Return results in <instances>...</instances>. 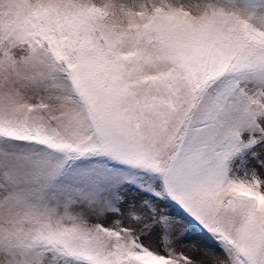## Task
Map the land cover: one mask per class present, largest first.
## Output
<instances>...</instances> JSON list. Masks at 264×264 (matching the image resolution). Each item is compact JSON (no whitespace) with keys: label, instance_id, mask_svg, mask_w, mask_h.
<instances>
[{"label":"snow or ice","instance_id":"6c2138e0","mask_svg":"<svg viewBox=\"0 0 264 264\" xmlns=\"http://www.w3.org/2000/svg\"><path fill=\"white\" fill-rule=\"evenodd\" d=\"M0 264H264V0H0Z\"/></svg>","mask_w":264,"mask_h":264}]
</instances>
